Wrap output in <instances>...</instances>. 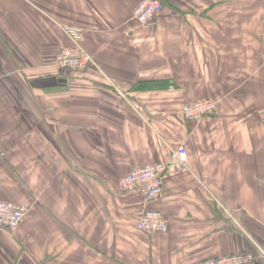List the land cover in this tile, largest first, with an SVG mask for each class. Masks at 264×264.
Segmentation results:
<instances>
[{"label":"crops","instance_id":"1","mask_svg":"<svg viewBox=\"0 0 264 264\" xmlns=\"http://www.w3.org/2000/svg\"><path fill=\"white\" fill-rule=\"evenodd\" d=\"M141 1L0 0V199L31 206L0 229V264H264V0H163L146 24ZM64 24L86 71L55 63ZM202 98L217 113L184 118ZM181 145L189 168L149 206L169 231H142L119 180Z\"/></svg>","mask_w":264,"mask_h":264},{"label":"built area","instance_id":"2","mask_svg":"<svg viewBox=\"0 0 264 264\" xmlns=\"http://www.w3.org/2000/svg\"><path fill=\"white\" fill-rule=\"evenodd\" d=\"M161 0H142L132 12V19L141 24L153 20L162 10ZM62 29L71 39L72 45L61 48L55 58L60 69L86 71L93 64L92 55L83 46V29L77 25L64 24ZM219 103L213 98H202L182 106L181 112L187 120L198 122L206 115L217 113ZM2 146L0 144V150ZM189 168L187 149L181 145L171 152L168 163L157 162L145 164L132 169L120 178L122 190H138L145 211L138 220V228L148 233L165 234L169 231L168 219L158 210L149 207L163 194L165 177L169 171H181ZM31 206L0 199V229L14 232L28 216ZM255 255L251 251L210 257L202 264H252ZM12 264V263H9Z\"/></svg>","mask_w":264,"mask_h":264},{"label":"rangeland","instance_id":"3","mask_svg":"<svg viewBox=\"0 0 264 264\" xmlns=\"http://www.w3.org/2000/svg\"><path fill=\"white\" fill-rule=\"evenodd\" d=\"M17 230H18V229H17ZM17 230H16V231H14V232H11V234H13V233L15 234V233L17 232Z\"/></svg>","mask_w":264,"mask_h":264},{"label":"trees","instance_id":"4","mask_svg":"<svg viewBox=\"0 0 264 264\" xmlns=\"http://www.w3.org/2000/svg\"><path fill=\"white\" fill-rule=\"evenodd\" d=\"M161 1H162V3H163V0H161ZM64 70H67V69H64ZM25 219H26V218H25ZM25 219H24V220H25ZM24 220H23V221H24ZM23 221H22V222H23Z\"/></svg>","mask_w":264,"mask_h":264}]
</instances>
